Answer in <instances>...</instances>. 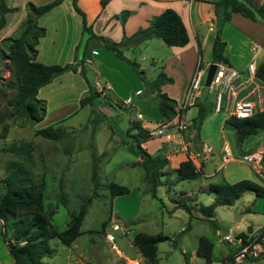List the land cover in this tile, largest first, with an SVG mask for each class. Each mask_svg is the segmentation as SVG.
Segmentation results:
<instances>
[{
  "label": "rangeland",
  "instance_id": "obj_1",
  "mask_svg": "<svg viewBox=\"0 0 264 264\" xmlns=\"http://www.w3.org/2000/svg\"><path fill=\"white\" fill-rule=\"evenodd\" d=\"M13 1L16 4L15 10L5 13L9 24L16 16L21 15L22 10L25 11L24 7L28 1L40 5L50 0H34L37 3L32 0ZM61 2L37 18V24L42 26L45 32L37 47L38 57L36 60L43 64L62 65L67 63V60L71 62L74 57L72 41L75 39L77 43L83 39L80 16L75 11L76 14L70 13L72 7L70 0H63L62 4ZM5 4L7 5L6 1ZM77 6L84 13L86 25L90 26L94 32L99 23L95 22L94 17L89 14L100 7L98 1L95 3L92 0H85L84 5L77 3ZM238 17L240 16L238 15ZM16 33L17 29L12 36ZM260 36L264 39L263 32ZM153 38L144 48L133 46V53H136L138 49H141L142 53L144 52L142 58L131 54L124 47H120L123 54L139 64L148 80L154 79L155 74L161 70L165 58L171 53V48L162 40ZM72 46L73 48H71ZM80 53L81 51L77 52V56ZM69 54H71L70 57ZM151 60L155 62L152 63ZM208 63H210V47L208 43H204L200 61V66L203 69L201 83H203ZM84 66L85 76L90 85H95V81L99 84L103 83L99 74L91 69L90 64H87L85 60ZM166 67L169 68V63ZM63 74L64 72L54 77L50 84H45L47 86L43 85L36 95L37 98L44 100V117L31 126L20 125L17 120L14 123L9 122L11 125L8 126L6 135L4 138L0 137V181L6 174L5 163L8 160L21 161L19 156L3 150V148L14 141L30 140L33 143L30 181L34 184H42L44 209L46 211L54 210L49 222L56 231L64 229L69 214L75 212L78 205L87 196H92L93 186L89 174L92 157L95 160L99 183L95 189V195L86 205V211L79 227L80 233L69 245L60 243L56 238L50 239L49 245L53 248V253L43 257L42 260L46 264H125L127 258L139 254L131 243V236L137 232L166 236L164 240L156 244L154 264H204L203 258L195 254L199 236H205L213 241L211 260L213 262L223 261L226 264L224 255L232 247L230 248L221 237L224 234L236 237L238 232L245 231L246 225H251L254 229H259L264 225V198L255 197L251 191L242 192L231 205L216 206L211 221L187 216L180 208L172 209L171 198L179 197V191L187 193L191 191L197 202L208 205L212 201V194L207 186V180L203 178L172 182L167 190L164 185H159L156 187L155 196H151L134 143L125 136L124 131L135 119L133 105L145 107L144 113L151 118L148 123H145L149 128L153 127L154 116H157L154 96L149 93L139 79L142 88L138 96L132 97L130 103L132 105L125 102L122 106L110 90H105L97 98L98 102H103L99 104L98 108L93 106L94 109H99L103 113L97 115L92 112L89 105L78 106V99L87 94L85 81L83 80L86 90L80 94L78 83L72 82ZM183 75V71L173 67L170 74L167 75L171 80L163 83L166 84V91L176 99L177 104ZM10 79L7 62L0 58V110L5 106L6 98L14 94L13 89L6 86ZM261 85L263 88L260 89L259 95L260 107L263 109L264 84ZM201 91L207 95V102H214V92L206 93L204 87L201 88ZM198 110L197 106H190L185 113V120L190 118V114L197 115ZM93 118L96 120H92ZM5 122L6 120L0 122V131L2 123ZM49 125L63 128L68 131V134L57 140L33 135V129ZM170 125V128H174L173 124ZM187 127L188 125L181 131L186 130ZM164 136L165 134L149 136L143 141V148L150 154H157L162 149ZM254 140V146L250 151L262 152L258 147L263 149L260 175L242 162L238 164V162L230 161L224 167L228 168L237 164L245 171V174H248V179L264 186V132L257 135ZM218 163L219 158L215 161L216 165ZM193 165L198 171L195 161H193ZM222 171L224 170L216 173L215 178L213 177L211 181H220L218 177ZM166 173L167 177L173 178V173ZM110 182L126 186L128 192L110 199L107 189V184ZM201 183L203 186L205 185V192L197 190V186ZM59 193H62V201L57 199ZM253 205L254 211H244L245 207L253 208ZM109 210L110 218L101 230L100 224L108 216ZM114 211L119 212V216L123 214L129 217L118 221ZM239 215H241V219L238 217L236 221H233ZM113 223H119L121 228L113 230L111 228ZM215 229L218 230L219 235L213 234ZM1 231L0 222V264H13ZM105 233L114 235L116 250L120 252V255L110 248V244L105 240ZM251 235L255 237L256 232ZM259 240L264 241V239ZM246 264H264V254L257 255L252 261L247 260Z\"/></svg>",
  "mask_w": 264,
  "mask_h": 264
},
{
  "label": "trees",
  "instance_id": "obj_2",
  "mask_svg": "<svg viewBox=\"0 0 264 264\" xmlns=\"http://www.w3.org/2000/svg\"><path fill=\"white\" fill-rule=\"evenodd\" d=\"M62 0H50L46 3L35 5L31 2L25 4V15L21 21L17 33L14 36H6L0 40V58L5 59L9 69L11 79L6 86L13 89L14 94L6 98L5 106L0 110V122L6 120L1 125L0 137L6 135L8 126L19 121L20 125H33L39 122L45 114L44 100L36 97L37 90L49 83L54 77L65 72H79L87 85V94L78 99V106L89 105L92 112L99 115L97 98L100 90L94 85H90L85 76V66L83 53L88 40L96 37L100 40L103 47L111 51L117 58L125 61L134 71L136 77L144 84L150 94L156 99V110L164 120H170L178 116L176 101L167 96L160 90V85L169 82L171 79L159 70L154 79L148 80L144 76L143 70L133 59L125 57L120 49L121 44L111 40L104 35H97L86 25L84 13L77 6V0H70L73 10L80 16L81 32L85 35L84 39L74 45V57L71 62L65 64H43L36 60V45L40 37L44 35V28L37 24V18L58 5ZM109 0H98L100 7ZM252 0H213L215 10L219 13L218 22L212 27L213 37L210 48V62L228 64V60L223 56L222 51L224 42L220 39V26L223 22L229 21L232 13L254 20L256 17H264V0L258 6L251 5ZM15 7H8L5 0H0V27L4 24L3 14L14 11ZM127 11L120 13V21L123 23ZM159 38L167 46L183 47L188 42V35L184 24L178 13L165 8L144 27L137 28L131 35L125 36L124 41L127 45H135L149 38ZM81 53L77 56V52ZM254 78L264 84V60L260 61L254 69ZM207 93V92H206ZM199 96L203 99L202 107L199 108L197 115L192 118L194 124H199L203 117L211 111L213 103L207 102V95L200 92ZM196 97V98H197ZM103 113H101L102 115ZM92 120H96L93 118ZM223 128L232 133L233 144L236 149H240L241 142L248 136L254 135L264 130V109L255 110L251 115L245 117H235L228 115L223 119ZM68 134V131L51 125L43 128L33 129L34 136L57 140ZM125 136L134 143L139 157L145 165L149 191L151 196H155L156 187L164 185L166 190L169 184L180 180H193L196 178L197 171L189 159L179 162L177 167L171 171L173 178L167 177L164 170L166 159L159 155L149 154L141 143L149 136L147 130L141 127L137 119H133L124 131ZM21 158V161L8 160L5 163V176L1 179L2 193L0 194V222L2 236L5 240L8 252L13 264H46L42 259L53 253V248L49 245V240L56 238L60 243L69 245L76 236L79 235V227L86 211V205L95 195L98 186V176L96 173L95 160L92 157L90 167V181L92 183V196H87L77 207L75 212L69 214L66 226L61 231H56L50 225L49 219L54 212L53 209L46 211L42 201V184L32 183L30 166L33 164L32 150L33 143L30 140L12 142L3 148ZM250 152V151H249ZM212 194V201L208 205L196 203L190 196L179 192V197L171 198L172 209L181 208L188 216L191 211H196L203 220L211 221L213 210L218 205H231L233 201L244 191L253 192L255 197L264 198V186L250 179L242 178L232 183H210L208 185ZM110 199L114 196L128 192L126 186L118 185L113 182L107 184ZM58 201L63 200L62 193L57 196ZM110 208V206H109ZM111 209V208H110ZM244 211H250L249 206ZM110 218L108 216L101 222L102 230ZM251 226L246 227L245 232L237 233L239 246H244L251 241H257L264 236V225L256 231V236L251 235ZM166 238L162 234L135 233L131 238V243L148 264L155 263L156 244ZM257 238V239H256ZM213 241L205 236L197 238L195 254L203 258L204 264H223V261L211 260ZM259 254H264V251ZM258 254V255H259ZM257 256L248 257L252 261ZM231 259V256H229Z\"/></svg>",
  "mask_w": 264,
  "mask_h": 264
},
{
  "label": "crops",
  "instance_id": "obj_3",
  "mask_svg": "<svg viewBox=\"0 0 264 264\" xmlns=\"http://www.w3.org/2000/svg\"><path fill=\"white\" fill-rule=\"evenodd\" d=\"M5 1L7 3L6 6L16 8V4H14L13 0ZM32 1L37 3L34 0ZM84 1L85 0H77V3L84 5ZM92 1L96 3L98 0ZM261 3L262 0H253L251 5L258 6ZM215 7L216 6L213 4V0H109L104 5V7L95 9L92 14H89V16H93L94 21L99 23L96 29H94L95 34L104 35L111 40L120 43V47H124V49H126L131 54L138 55V57L142 58L144 57V52L142 53L141 49H138L136 53H133L134 45H127L124 41V37L131 35L137 28L146 26L149 20L163 9L171 8L175 10L180 16L184 27L186 28L188 42L183 47L169 46V48H171V53L165 58L163 66H161V71H163L165 75H168L170 74V71L173 69V67H175V69L184 72V75L181 78L182 86L179 96L180 98L178 100L180 101L183 96L187 81L196 63H200L201 61V51L203 44L208 43L209 47L211 48L213 37L212 27L218 22L219 19V13L215 10ZM122 11L128 12L123 20V23H121L119 16ZM5 13L3 14L4 24L0 27V40L6 36H12L16 29H18L25 15V11L22 10L21 15L16 16L9 24L5 18ZM70 13H75L72 7ZM238 15L239 14L237 13H232L229 21L223 22L220 26L219 35L220 39L224 42L222 54L228 60L227 66L237 70L241 75V79H243L245 82L244 88L237 93V96H247L248 98L254 99V93H251L252 90L257 88L259 92L260 89L263 88V85H261L262 83L256 79H251L248 76L246 67L250 62H254L256 66L260 61L264 60V39L262 36H260L261 32L264 33V17H256L254 20H250L239 15L241 17L240 18ZM42 37L39 38L36 49L39 46ZM84 37L85 35L83 34L82 38L84 39ZM153 39L154 38H149L138 44H135L136 48H139V46L144 48ZM75 41L76 40L74 39L71 45L74 46L76 43ZM73 46L71 48H73ZM0 48H2L1 43ZM69 51L72 54L71 49ZM71 54H69V57ZM123 55L127 57L125 54ZM196 55L197 61L195 62ZM37 57L38 51L36 53V59ZM83 58L87 64H90L91 69L97 72L102 78V84H99L97 81L94 83V87L97 90H100V94L103 93L102 91L110 90V92L114 94L113 96L120 101L122 106L125 102H129L130 104L132 97L138 96L140 94L142 86L135 73L125 61L117 58L111 51L104 48L98 38L92 37L88 40L84 49ZM68 61L69 60H67V62ZM151 61L152 63L155 62L154 60ZM167 63H169V68L166 67ZM63 75L66 76V78H70L72 82L76 81L80 87L78 91L80 94H83V92L86 90V86L79 72L73 73L71 71H67L64 72ZM50 83L51 82H49V84ZM165 86L166 84H162L160 86V90L165 92L167 96L173 98V96L168 94ZM41 87L43 88V86ZM41 87L37 90V93L40 91ZM174 100L176 101V99ZM195 100L196 102L190 106H197L198 109L202 107L203 99L199 96V98L197 97ZM190 106L180 110L178 114V117L186 122V125H188L186 130L178 133L176 130H174V128H170L171 125H168V128L165 130V136L162 140V149L157 153L163 156L167 161L166 165L164 166V170L166 172H171L177 167L179 162L185 160L189 154L193 155L194 153H198L200 157L204 156L205 160L200 161V165L197 168L198 171L196 178H203L204 180H207V186L210 183H232L242 178L248 179V174H245V171H243L239 165L233 164V166L228 168H225L224 166L220 168L219 163L216 165L215 161H217L220 156L221 144L224 141L229 143L232 153L237 157L243 153L249 152L251 147L254 146V138L261 132H264V130L246 137L241 142L240 149H236L233 144L232 133L229 130L224 129L222 125L223 119L228 116L226 112L222 110L215 111L213 108V103L211 111L208 112L209 114L207 113L209 116L207 117L206 114L199 124H193L192 118H194L196 115L190 114V118L185 120V113ZM133 107L135 108V119L140 122L141 127L144 129H149V126L146 123H148L151 118L146 115V113H144L143 109H145V107L143 105H133ZM177 107L178 104L176 103V109ZM154 118L155 123L153 127L163 124L166 121L173 123L176 117H173L170 120H164L157 111V116H154ZM143 144L144 142L141 143L142 147H144ZM258 148L263 152L262 148ZM136 154L138 155V152ZM139 162L142 164L144 178L147 185L149 186L148 174L140 157ZM195 162H197V160H195ZM239 163L241 162H238V164ZM221 170L224 171H222L221 175L218 177L220 181H211L213 177L215 178L216 173ZM204 186L202 183L199 184L197 186V190L204 191ZM179 192H183L184 195L190 196L196 203L200 204L196 201V198L192 196L191 191L189 193L184 191ZM251 210L254 211V205L253 208H250V211ZM114 213L117 215L115 217H117L118 221L129 217L123 214L119 216V212L117 213V211H114ZM190 216L197 219H202V217L196 211H191ZM239 217L241 219V215H239ZM246 227L247 225L245 226V231ZM251 230L252 233H254L258 229H254L251 226ZM213 234L219 235L218 230L215 229ZM260 239L263 240L264 236ZM224 242L228 244L230 248L232 247L231 250L224 255L226 264H246L248 258L241 259L238 263L232 261V254L239 247L238 243L236 241L231 243L225 240ZM262 244L264 247V241H262ZM229 256H231V259Z\"/></svg>",
  "mask_w": 264,
  "mask_h": 264
},
{
  "label": "built area",
  "instance_id": "obj_4",
  "mask_svg": "<svg viewBox=\"0 0 264 264\" xmlns=\"http://www.w3.org/2000/svg\"><path fill=\"white\" fill-rule=\"evenodd\" d=\"M215 69L207 86H203L202 73L203 69L200 63L197 62L184 89L183 96L178 103V111L190 106L194 103L196 97L200 94L201 88L204 87L207 93L214 92V110L224 111L228 115L235 117H245L251 115L255 110H262L260 107L261 100L258 89H253L251 93H254V99L248 98L247 96L238 97L237 93L242 90L245 86V82L241 79L240 73L227 66L224 63H215ZM247 74L252 79L254 78V62L248 63ZM255 79V78H254ZM256 92V93H255ZM172 123V122H171ZM166 121L158 126L146 129L148 136L161 135L165 133L167 126L171 124ZM176 132H181L185 128L186 122L176 116L172 123ZM207 151V149H206ZM198 153L188 155L186 159H189L192 164L193 161L197 160V167L200 165V161H204L205 157H200ZM262 153H258L257 150L243 153L239 156H235L228 142L224 141L221 144L220 156H219V167L222 168L226 163L230 161H238L247 164L251 167L258 175H260L259 169L261 167ZM113 230L120 229L119 223H113L111 225ZM105 240L110 244V248L115 250L119 255L120 252L116 250L114 243V235L111 233H105ZM222 239L228 242L236 241L239 245L240 240L238 237L224 234ZM263 244L260 240L251 241L250 243L239 246L237 250L232 254V261L238 263L241 259H245L252 256H257L262 252ZM122 255V254H121ZM125 264H148L146 263L139 254H135L126 259Z\"/></svg>",
  "mask_w": 264,
  "mask_h": 264
},
{
  "label": "water",
  "instance_id": "obj_5",
  "mask_svg": "<svg viewBox=\"0 0 264 264\" xmlns=\"http://www.w3.org/2000/svg\"><path fill=\"white\" fill-rule=\"evenodd\" d=\"M215 66H216V64L213 62H210L207 64L205 74H204V78H203V86H207L209 84L210 79L212 77V74L214 72ZM238 217L239 216L235 217L233 219V221H236ZM262 251H264V247L262 248Z\"/></svg>",
  "mask_w": 264,
  "mask_h": 264
},
{
  "label": "bare ground",
  "instance_id": "obj_6",
  "mask_svg": "<svg viewBox=\"0 0 264 264\" xmlns=\"http://www.w3.org/2000/svg\"><path fill=\"white\" fill-rule=\"evenodd\" d=\"M257 151H258V150H257ZM258 153H262V152L258 151Z\"/></svg>",
  "mask_w": 264,
  "mask_h": 264
}]
</instances>
